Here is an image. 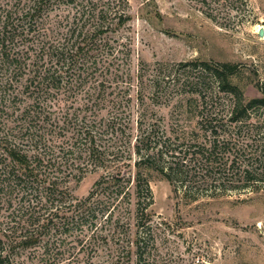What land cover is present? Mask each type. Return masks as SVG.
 <instances>
[{
    "label": "trees",
    "instance_id": "trees-1",
    "mask_svg": "<svg viewBox=\"0 0 264 264\" xmlns=\"http://www.w3.org/2000/svg\"><path fill=\"white\" fill-rule=\"evenodd\" d=\"M121 3H0V264L92 256L109 240L106 227L116 225L119 206L129 204L131 179L125 172L131 166L137 231L150 217L151 171L185 202L264 192V89L261 97L245 99L231 83L237 67L230 63L199 62L218 90L230 95V104L201 97L198 106L190 98L196 130L181 128L154 141L156 122L149 129L139 123L131 165L123 148L130 138L123 137L117 117L103 119L96 110L98 78L117 58L107 35L129 19L119 11ZM69 100L77 106L72 112L63 109ZM87 174L99 176L85 197H74L70 181ZM112 235L124 242L127 231ZM127 242L121 253L128 256L134 247L135 264H152L138 232Z\"/></svg>",
    "mask_w": 264,
    "mask_h": 264
},
{
    "label": "rangeland",
    "instance_id": "rangeland-1",
    "mask_svg": "<svg viewBox=\"0 0 264 264\" xmlns=\"http://www.w3.org/2000/svg\"><path fill=\"white\" fill-rule=\"evenodd\" d=\"M29 1L0 0V3L10 6L18 2L26 7ZM123 2L119 11L129 19L107 35L111 54L117 58L98 78L102 94L96 110L100 118L117 117L123 137L130 138L123 148L131 155V165L137 160L132 152L135 136L140 135L139 123L149 129L156 122L154 141L161 135L174 136L181 128L196 130L198 115L194 104L187 105L190 98L196 99L198 106L201 97L230 104V95L218 90L214 78L201 71L199 62L236 65L237 74L231 83L242 91L245 99L261 97L264 35L259 38L257 32L259 28L264 30V0ZM19 84L16 86L21 91ZM97 90L92 93L97 94ZM71 104V100L67 101L63 109L69 112L77 109ZM134 174V166L125 172V177L131 179V197L129 204L123 202L113 216L116 225L105 226L107 243L99 245L92 256L80 252L78 258H55L54 264H135V248H131L128 256L124 255L126 251L121 253V248H129L128 235L131 242L136 232L145 241V256L152 264H264V192L229 193L185 202L151 171L150 217L148 225L137 231ZM98 176L87 174L79 182L72 179L69 183L72 195L85 197ZM122 230L127 231V236L124 242H116L112 233Z\"/></svg>",
    "mask_w": 264,
    "mask_h": 264
},
{
    "label": "water",
    "instance_id": "water-1",
    "mask_svg": "<svg viewBox=\"0 0 264 264\" xmlns=\"http://www.w3.org/2000/svg\"><path fill=\"white\" fill-rule=\"evenodd\" d=\"M257 35H258L259 38H262L263 35H264V30L262 28H259L258 32H257Z\"/></svg>",
    "mask_w": 264,
    "mask_h": 264
}]
</instances>
